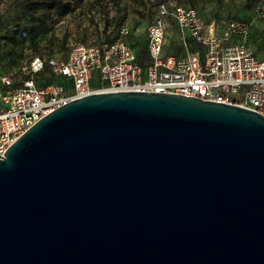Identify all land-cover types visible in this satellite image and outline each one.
I'll return each mask as SVG.
<instances>
[{"label": "water", "instance_id": "obj_1", "mask_svg": "<svg viewBox=\"0 0 264 264\" xmlns=\"http://www.w3.org/2000/svg\"><path fill=\"white\" fill-rule=\"evenodd\" d=\"M0 264H264V115L93 92L0 157Z\"/></svg>", "mask_w": 264, "mask_h": 264}, {"label": "built area", "instance_id": "obj_2", "mask_svg": "<svg viewBox=\"0 0 264 264\" xmlns=\"http://www.w3.org/2000/svg\"><path fill=\"white\" fill-rule=\"evenodd\" d=\"M168 17L179 25L182 35L190 34L195 40L196 47L183 58L165 53ZM262 17L264 6L256 18ZM251 26L252 22L233 19L221 36L211 31L197 9H171L164 3L147 28L149 61L145 66L127 42L132 30L124 27L113 42L74 44L66 59L31 58L22 68L24 78L17 87L11 76L0 74V157L47 115L93 92L180 95L234 104L264 115V59L229 40L231 35L246 37ZM45 68H50L53 79L67 83L39 86L37 78ZM94 74L100 83L97 89L92 88Z\"/></svg>", "mask_w": 264, "mask_h": 264}, {"label": "rangeland", "instance_id": "obj_3", "mask_svg": "<svg viewBox=\"0 0 264 264\" xmlns=\"http://www.w3.org/2000/svg\"><path fill=\"white\" fill-rule=\"evenodd\" d=\"M205 1L208 0H179L170 5L169 0H0V74L11 76L17 87L24 78L22 68L35 56L47 60L66 59L76 43L99 44L114 40L119 26L109 24L113 10L136 9L140 18L142 15L152 18L153 9H159L164 3L170 8L182 5L201 10L199 6ZM218 1L220 7L213 12L217 21L207 22L211 31L221 26L218 34L223 36L233 19L252 22L247 36L231 35L230 44H244L264 59V17L256 18L262 11L264 0ZM175 46L176 42L172 41L171 47ZM169 54L183 58L187 50L182 53L174 48ZM37 81L40 85L55 81L50 68H45ZM61 81L66 82L65 79Z\"/></svg>", "mask_w": 264, "mask_h": 264}, {"label": "crops", "instance_id": "obj_4", "mask_svg": "<svg viewBox=\"0 0 264 264\" xmlns=\"http://www.w3.org/2000/svg\"><path fill=\"white\" fill-rule=\"evenodd\" d=\"M180 1L182 2V0ZM178 2L179 0H175V1L173 0V2L171 1L170 3V0H169L170 5H175V3L177 4ZM199 7L201 8V10L197 7H186V8L197 9L199 13L201 14V16L203 17V19L206 21V23L210 20L217 21V19H215L216 13H213V12H216V10H218L220 7L218 0L216 1L208 0V1L202 2ZM148 11H149V8H148ZM153 11H155L156 14L154 13L151 16L152 18L148 16H144V15H142V17L140 18L139 14H137L136 12V9L135 10H131L129 8L118 9V10L116 9L112 11L111 13L112 18H110V22H109V24H111L112 27L119 26V31L115 39L119 36V33L122 28L128 27L132 30L131 35L127 38V42L130 45V47L135 51V53L138 55L139 60L142 62L144 66L149 61V54H148V48H147V36H146L147 28L149 25L153 24L156 21V18L158 17L159 9L155 8L153 9ZM217 18L220 19L219 16H217ZM137 23H138V26L136 25ZM173 23H175L176 25H172ZM165 26H166V33L168 37V46L165 49L166 54L170 55L169 51H171L174 48L176 50H180V52L183 53L184 50L185 51L187 50L188 52L189 49L196 47L195 40L191 37L190 34H184V35L181 34L180 27L174 21L173 18L171 17L166 18ZM219 27L218 29H220ZM218 29L215 27L216 34H218L219 32ZM183 39L185 41H183ZM114 40L109 41V42H113ZM172 41L176 42L175 47H171ZM146 56H148V58H145ZM99 86H100V83L98 80V75L94 74L93 81H92V88L97 89L99 88Z\"/></svg>", "mask_w": 264, "mask_h": 264}, {"label": "trees", "instance_id": "obj_5", "mask_svg": "<svg viewBox=\"0 0 264 264\" xmlns=\"http://www.w3.org/2000/svg\"><path fill=\"white\" fill-rule=\"evenodd\" d=\"M107 42H109V41H107ZM141 62V61H140ZM142 63V62H141ZM39 77V76H38ZM37 80H38V78H37ZM53 80H55V79H53ZM52 82H57V83H63L62 81H61V79H58V80H55V81H49V82H45V83H43L42 85H40V83L37 81V83H38V85L39 86H44V85H46V84H48V83H52ZM67 83V81L66 82H64L63 84H66Z\"/></svg>", "mask_w": 264, "mask_h": 264}]
</instances>
